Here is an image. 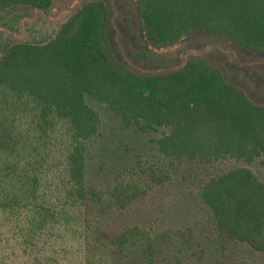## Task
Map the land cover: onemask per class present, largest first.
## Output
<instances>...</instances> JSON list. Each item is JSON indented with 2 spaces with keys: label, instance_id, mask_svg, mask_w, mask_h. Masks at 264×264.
Returning <instances> with one entry per match:
<instances>
[{
  "label": "trees",
  "instance_id": "1",
  "mask_svg": "<svg viewBox=\"0 0 264 264\" xmlns=\"http://www.w3.org/2000/svg\"><path fill=\"white\" fill-rule=\"evenodd\" d=\"M53 4L0 0V14ZM136 8L148 52L200 31L264 53V0H136ZM108 21L106 4L88 1L51 41L15 44L0 59V264H244L241 245L264 255V182L247 168L202 187L212 214L203 235L114 229V218L172 170L264 160V106L203 59L157 75L131 72L112 52ZM89 97L143 133L170 129L157 141L166 164L145 172L149 183L134 176L106 192L90 184L102 118Z\"/></svg>",
  "mask_w": 264,
  "mask_h": 264
},
{
  "label": "rangeland",
  "instance_id": "2",
  "mask_svg": "<svg viewBox=\"0 0 264 264\" xmlns=\"http://www.w3.org/2000/svg\"><path fill=\"white\" fill-rule=\"evenodd\" d=\"M88 1L93 0H54L47 12L18 6L1 13L0 59L15 44L51 41ZM101 1L109 11V45L116 60L131 72L157 75L181 69L191 59H203L220 70L229 84L264 106V53L244 49L227 37L200 31L173 47L151 48L148 52L136 0ZM88 103L102 118L101 134L91 144L88 156L90 184L106 192L134 176L149 183L146 173L152 166L162 168L166 164L157 141L169 134L170 129L143 133L136 125L126 124L108 106L90 97ZM238 168L250 169L264 182L261 157L252 162L230 158L206 168L191 169L192 172L185 167L179 172L172 170L173 176L165 185L151 187L147 199L114 218V229L135 225L158 231L197 228L200 230L197 234L203 235L202 229L209 228L212 214L202 203V187L212 178ZM238 249L244 264H264V255L247 245Z\"/></svg>",
  "mask_w": 264,
  "mask_h": 264
}]
</instances>
